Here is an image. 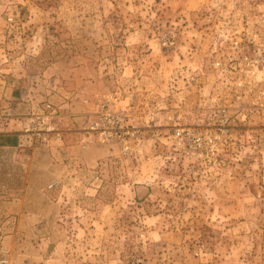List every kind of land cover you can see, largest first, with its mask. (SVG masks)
<instances>
[{"label":"rangeland","instance_id":"rangeland-1","mask_svg":"<svg viewBox=\"0 0 264 264\" xmlns=\"http://www.w3.org/2000/svg\"><path fill=\"white\" fill-rule=\"evenodd\" d=\"M259 12L0 0V264H264L262 85L227 63Z\"/></svg>","mask_w":264,"mask_h":264},{"label":"built area","instance_id":"built-area-1","mask_svg":"<svg viewBox=\"0 0 264 264\" xmlns=\"http://www.w3.org/2000/svg\"><path fill=\"white\" fill-rule=\"evenodd\" d=\"M261 13L259 12V15L263 19L262 23L264 24V12ZM243 35V45L246 48L244 55L238 60L233 56H228L227 63L230 66L238 65L237 69L233 70L244 78L243 82L245 84L250 85L251 80H253L255 83L262 85L258 96L253 101V106L260 111L261 116H264V28H243ZM228 45L232 48H237L239 47V42L230 39ZM46 108L50 109V106H46ZM35 119L38 124L45 121L48 123V131L52 130L49 118L36 117ZM109 122L112 125H116L115 116H110ZM111 128L115 131L114 127ZM177 135H180V133H177ZM101 136L106 139L116 137L113 132L106 130L101 133Z\"/></svg>","mask_w":264,"mask_h":264},{"label":"crops","instance_id":"crops-1","mask_svg":"<svg viewBox=\"0 0 264 264\" xmlns=\"http://www.w3.org/2000/svg\"><path fill=\"white\" fill-rule=\"evenodd\" d=\"M19 140H16L13 134L4 133L0 134V147L10 148L17 145Z\"/></svg>","mask_w":264,"mask_h":264}]
</instances>
